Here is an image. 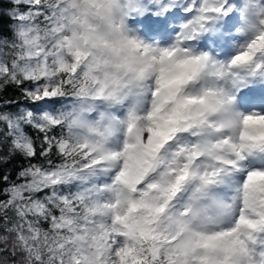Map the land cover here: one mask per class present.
I'll return each instance as SVG.
<instances>
[{
	"label": "snow or ice",
	"instance_id": "1",
	"mask_svg": "<svg viewBox=\"0 0 264 264\" xmlns=\"http://www.w3.org/2000/svg\"><path fill=\"white\" fill-rule=\"evenodd\" d=\"M233 15L231 0H9L0 7V264H264V195L246 192L230 225L212 231L194 210L174 211L170 194L137 191L143 182L123 170L102 169L111 175L100 182V121L88 119L92 105L79 103L121 102L126 81L142 87L153 59L195 44ZM239 31L249 38L225 65L245 73L224 101L244 109L229 122L239 137L229 163L245 189H256L264 182V166L253 160L264 155V95L248 83L264 78V21ZM157 83L151 96L166 89L175 98L185 75ZM135 120L130 111L124 123L146 151L171 131L148 127L145 143Z\"/></svg>",
	"mask_w": 264,
	"mask_h": 264
},
{
	"label": "clouds",
	"instance_id": "2",
	"mask_svg": "<svg viewBox=\"0 0 264 264\" xmlns=\"http://www.w3.org/2000/svg\"><path fill=\"white\" fill-rule=\"evenodd\" d=\"M256 5L264 7V0L253 4L231 0L234 15L230 20L218 22L215 32L206 33L195 44H177L171 55L153 59L145 69L142 87L134 77L126 81L121 102H79L92 105L89 120L100 121L96 138L103 142L105 151L103 162L97 165L98 181L108 182L111 175L102 169L123 170L136 183L143 182L137 191L154 198L170 194L174 211L194 210L197 222L212 231L230 225L232 213L246 192L264 195L259 190L264 182L256 189H245L229 163L236 158L234 145L239 139L229 122L234 112L244 109L224 103L235 87L234 80L245 74L241 67L225 66L234 45L249 38L239 29L246 23L259 25L264 21ZM177 72L184 73L185 83L175 98H169L166 89L151 96L161 75ZM248 86L264 95V78L249 80ZM130 111L135 113L133 128L141 129L143 142H147L148 127L158 125L171 129L167 139L158 141L154 150H144L133 129L124 123ZM105 129L111 131L105 135ZM253 160L264 166L261 153H255Z\"/></svg>",
	"mask_w": 264,
	"mask_h": 264
},
{
	"label": "trees",
	"instance_id": "3",
	"mask_svg": "<svg viewBox=\"0 0 264 264\" xmlns=\"http://www.w3.org/2000/svg\"><path fill=\"white\" fill-rule=\"evenodd\" d=\"M9 6V0H0V7L6 9ZM3 23L7 24L8 23V17L5 16L3 18ZM5 36L9 35L8 32L4 33ZM12 93V89H8V91L5 93V95ZM28 131H31L30 129ZM21 163V160L17 158L16 164L19 165ZM13 176H15V173H13Z\"/></svg>",
	"mask_w": 264,
	"mask_h": 264
}]
</instances>
